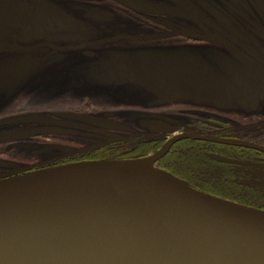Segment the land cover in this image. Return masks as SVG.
Instances as JSON below:
<instances>
[{
  "label": "flooded vegetation",
  "instance_id": "obj_1",
  "mask_svg": "<svg viewBox=\"0 0 264 264\" xmlns=\"http://www.w3.org/2000/svg\"><path fill=\"white\" fill-rule=\"evenodd\" d=\"M68 1L110 6L96 5L84 18L98 23L87 21L83 28H72L70 41L60 51L72 54L70 73L77 62L95 74L104 68L103 75L94 84L96 97L88 89H77L70 75L64 91L68 94L56 92L65 100L56 108L62 110L57 118H23L21 122L26 123L16 126L13 115L18 113H1L0 125L7 115L4 126L9 133L0 138L42 127L71 131L5 141L21 155L16 160L31 165L26 170L114 160L116 156L150 157L183 137L153 165L208 194L249 193L233 187L242 184L260 186L249 191L264 194V0L254 4L251 0ZM101 12L112 15L100 18ZM119 56L123 60L114 65L116 73L106 76L111 69L102 59ZM100 96L116 101L103 105L97 100ZM155 98H167L160 110ZM143 99L148 103H138ZM123 114L142 115L141 122L136 125L132 118L118 116ZM113 122L124 127H112ZM34 144L63 145L71 150L44 163L41 157L27 158L29 151L20 149ZM126 147L128 153H114ZM177 152L182 167L176 163L177 168L171 167Z\"/></svg>",
  "mask_w": 264,
  "mask_h": 264
},
{
  "label": "water",
  "instance_id": "obj_2",
  "mask_svg": "<svg viewBox=\"0 0 264 264\" xmlns=\"http://www.w3.org/2000/svg\"><path fill=\"white\" fill-rule=\"evenodd\" d=\"M50 12L69 20L57 6ZM70 132L42 127L0 143ZM181 138L143 159L74 163L1 181L0 264H264L263 209L145 167Z\"/></svg>",
  "mask_w": 264,
  "mask_h": 264
},
{
  "label": "rangeland",
  "instance_id": "obj_3",
  "mask_svg": "<svg viewBox=\"0 0 264 264\" xmlns=\"http://www.w3.org/2000/svg\"><path fill=\"white\" fill-rule=\"evenodd\" d=\"M258 1L259 0H251V3L254 4ZM194 4L197 5V3ZM96 5L110 7L108 3L92 2L88 4L71 2L68 0H58L56 2L49 0L34 2L0 0V117L3 112H13V114L18 113L17 115H13V120L18 123L16 126L21 125L19 123H26L25 121L21 122L23 121V118L26 121H33L35 118H38V120H43V118H57L58 113L62 112V110L56 108L65 103V100L60 99L56 92L60 91L62 95L68 94L64 91L68 90L65 85L67 84V81H69L68 78L70 75L71 78L75 80L72 81L77 89L78 87L81 90L88 89L92 97L97 96L94 84L95 81H100L104 68H98L97 73L95 74L91 70H83L78 64H76L77 62H75L74 67L76 69L73 73H70L72 54L69 51L60 52L65 49L70 41L68 40V35L72 28H83L87 21L90 23H98L93 19L89 20V18H84V16H88L90 12L94 11ZM51 6H57L68 13L71 17V23H69L70 21L68 22L69 24L58 22L50 12ZM79 8H81V10H78ZM251 11L253 12V9H251ZM76 23L79 24V27H76ZM114 23L115 22H112L110 25H113ZM55 49H58L59 51L56 54L55 52L57 50ZM106 59L104 57L102 61L109 64V69L111 70H107L104 74L109 77L116 73V67L114 65H117L122 61L123 56L108 61H106ZM179 66L180 65H177V69H179ZM178 83L180 86L181 81ZM178 90L177 96L181 97L180 87H178ZM76 92L84 93L79 90ZM100 97L101 98H97V100L103 105H110L116 101L111 98ZM166 100L167 98L163 100L155 98L154 103L157 107L156 109L160 110L163 101L165 102ZM148 101V99H143L139 100L138 103H148ZM6 116L7 115H4V124L0 125V136L9 133V127L4 126L7 125ZM118 116L132 118L136 125L140 123L142 119V115L134 116L123 114ZM128 134L129 133H123V135ZM24 144L31 143L24 142ZM10 147L11 144L8 142L0 144V176L10 173L14 174L8 177H0V182L30 175L50 168L71 165L60 164L53 167H44L35 171H29L25 168L30 167L31 165L29 163H24V161H21L20 159L16 160L14 157H21V155L14 150H10ZM20 149L29 151L27 154V158L29 159L41 157L44 163H50L51 160L58 157V155H63L71 150V147L50 144H47L46 146H38L34 144ZM127 149V147L122 148L116 150L114 153H128L126 151ZM106 157H111V154H107ZM117 157L118 156H116L114 160L122 161L139 159H120ZM140 159H143V157ZM103 161L111 160L105 159ZM169 166L177 168L175 163H170ZM153 167L185 182L179 176H176L167 170H163L158 166L155 167L154 165ZM233 187L251 194H234L236 197L231 198L229 195H218V197L226 199L229 197L228 199H231V201L234 200V202L237 203L260 209L264 208V194L250 192L258 189L260 186L242 184ZM250 195L257 197L258 200L263 202H256V200L248 198ZM250 197L252 198V196Z\"/></svg>",
  "mask_w": 264,
  "mask_h": 264
},
{
  "label": "trees",
  "instance_id": "obj_4",
  "mask_svg": "<svg viewBox=\"0 0 264 264\" xmlns=\"http://www.w3.org/2000/svg\"><path fill=\"white\" fill-rule=\"evenodd\" d=\"M173 162L176 163L177 165H179L180 167H182V162H181V158L179 156V152H177L176 156L173 159ZM249 194H251V193H249ZM249 194H247V195H249ZM250 196H252V198ZM250 196H248V198H250L252 200H256V202H263L261 200H258L257 197H255L253 195H250ZM229 197L231 198V197H236V196L235 195H229Z\"/></svg>",
  "mask_w": 264,
  "mask_h": 264
},
{
  "label": "bare ground",
  "instance_id": "obj_5",
  "mask_svg": "<svg viewBox=\"0 0 264 264\" xmlns=\"http://www.w3.org/2000/svg\"><path fill=\"white\" fill-rule=\"evenodd\" d=\"M145 167L148 169V170H152V164H147V165H145Z\"/></svg>",
  "mask_w": 264,
  "mask_h": 264
}]
</instances>
